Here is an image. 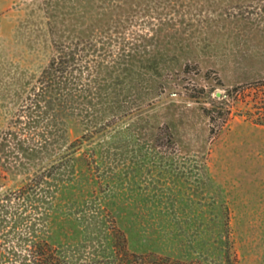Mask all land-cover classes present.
<instances>
[{"label":"rangeland","instance_id":"1","mask_svg":"<svg viewBox=\"0 0 264 264\" xmlns=\"http://www.w3.org/2000/svg\"><path fill=\"white\" fill-rule=\"evenodd\" d=\"M262 114L264 0H0V264H264Z\"/></svg>","mask_w":264,"mask_h":264},{"label":"trees","instance_id":"2","mask_svg":"<svg viewBox=\"0 0 264 264\" xmlns=\"http://www.w3.org/2000/svg\"><path fill=\"white\" fill-rule=\"evenodd\" d=\"M215 100L213 99V102H214ZM212 115V118L214 119V117L216 116L215 115V113H212L211 114ZM259 117V119H262L261 121H263L262 122V124H264V114H262L261 116H258ZM226 230H227V233H229V222L228 221H226ZM120 231V230H119ZM228 240H229V238H228ZM0 251H1V247H0ZM1 253V252H0ZM228 258H227V262H228V264H233L232 263V261L230 260V256H229V252H228V256H227ZM47 264H51V263H47Z\"/></svg>","mask_w":264,"mask_h":264}]
</instances>
